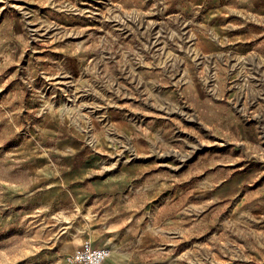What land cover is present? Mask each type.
I'll return each instance as SVG.
<instances>
[{
	"label": "rangeland",
	"instance_id": "obj_1",
	"mask_svg": "<svg viewBox=\"0 0 264 264\" xmlns=\"http://www.w3.org/2000/svg\"><path fill=\"white\" fill-rule=\"evenodd\" d=\"M99 190L149 195L111 264H264L263 6L0 0V264H70Z\"/></svg>",
	"mask_w": 264,
	"mask_h": 264
},
{
	"label": "crops",
	"instance_id": "obj_2",
	"mask_svg": "<svg viewBox=\"0 0 264 264\" xmlns=\"http://www.w3.org/2000/svg\"><path fill=\"white\" fill-rule=\"evenodd\" d=\"M246 2H254L256 5L263 6L264 9V0H246ZM252 4L249 5L252 6ZM105 192L106 191L99 190L98 193L94 195V203L92 204V214L95 224L92 226L91 235H94V237H92L94 246H110L109 241L111 235H113L112 233L119 232V229H122V227L129 222L128 220L126 221V218H132L131 223L133 224L143 219V213L145 214L144 209L138 211L137 209H139L144 202L146 203L149 201L148 192H146V194H135L130 197H122L120 195H113L110 192V194ZM116 218L118 219L114 221ZM98 234H100V238L95 236ZM81 246L80 243L76 246V249ZM112 249L111 247L113 254ZM111 257L109 256L103 264H111Z\"/></svg>",
	"mask_w": 264,
	"mask_h": 264
},
{
	"label": "built area",
	"instance_id": "obj_3",
	"mask_svg": "<svg viewBox=\"0 0 264 264\" xmlns=\"http://www.w3.org/2000/svg\"><path fill=\"white\" fill-rule=\"evenodd\" d=\"M111 252L108 246H94L86 239L81 247L66 256V260L70 264H103Z\"/></svg>",
	"mask_w": 264,
	"mask_h": 264
}]
</instances>
